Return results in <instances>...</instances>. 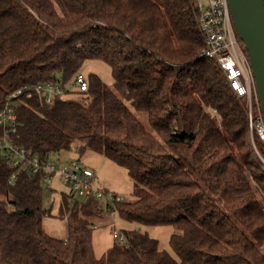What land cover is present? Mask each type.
<instances>
[{
  "label": "trees",
  "instance_id": "trees-1",
  "mask_svg": "<svg viewBox=\"0 0 264 264\" xmlns=\"http://www.w3.org/2000/svg\"><path fill=\"white\" fill-rule=\"evenodd\" d=\"M204 47L193 0H0V109L23 85L69 87L52 107L18 100L16 144L48 158L91 150L125 169L133 200L117 216L172 227L176 256L122 230L97 258L104 214L65 194L66 238L49 236L39 176L11 184L0 158V264H264V144ZM86 60L107 64L112 85L89 73L76 90Z\"/></svg>",
  "mask_w": 264,
  "mask_h": 264
},
{
  "label": "built area",
  "instance_id": "built-area-1",
  "mask_svg": "<svg viewBox=\"0 0 264 264\" xmlns=\"http://www.w3.org/2000/svg\"><path fill=\"white\" fill-rule=\"evenodd\" d=\"M198 11V25L204 38V50L201 56L212 59L223 72L234 94L246 104L248 127L251 137L255 133L264 144V118L255 90V81L246 51L243 49L233 28L227 0H206L203 6L199 0H193ZM72 86L79 92L87 90L84 75L77 74ZM69 87H62L59 82H47L37 85H23L8 96L0 109V158L5 159L10 170L9 182L14 184L21 175H38L44 190H53L52 181L57 185L67 186L69 191L80 199L97 202V212L107 217L117 215L115 205L125 201L110 191H101L94 184V171L79 160L58 162L30 148L15 142L18 100L25 96L39 97L42 102L52 107ZM115 224V222H113ZM97 226L96 223L93 224ZM112 238L120 243L124 236L111 229Z\"/></svg>",
  "mask_w": 264,
  "mask_h": 264
},
{
  "label": "rangeland",
  "instance_id": "rangeland-1",
  "mask_svg": "<svg viewBox=\"0 0 264 264\" xmlns=\"http://www.w3.org/2000/svg\"><path fill=\"white\" fill-rule=\"evenodd\" d=\"M199 1L203 6L207 5L206 0ZM242 46L245 50L243 44ZM80 73L84 76L89 73L95 74L107 86H111L113 83L110 69L108 65L102 61L86 60L80 69ZM139 117L143 120V115H140ZM50 157L58 162L78 159L94 171V184L101 191H110L121 197L125 202L133 200V181L127 175L126 170L112 163L104 156L91 150H85L84 153L79 155L73 149L71 152H61ZM56 181L57 179L52 181L53 190L51 192L44 190L43 187V206L45 209L50 210V215L43 218L42 227L49 236L57 239H65L67 235V224L66 217L60 215L62 202L61 195L65 194L67 196L69 206L75 201L81 202L82 199L73 195L67 186L61 183L57 185ZM101 218L102 219L97 220L98 227L92 230L93 251L97 258L101 257V255L115 241L111 234V229L114 228L116 231L135 230L142 233L146 232L150 237L158 241L160 250L166 251L176 259V256L170 249L168 243L169 237L175 233V230L172 227H142L134 224H127L121 221L117 215L111 218L102 215ZM113 222H115V224Z\"/></svg>",
  "mask_w": 264,
  "mask_h": 264
},
{
  "label": "water",
  "instance_id": "water-1",
  "mask_svg": "<svg viewBox=\"0 0 264 264\" xmlns=\"http://www.w3.org/2000/svg\"><path fill=\"white\" fill-rule=\"evenodd\" d=\"M237 37L243 43L264 118V0H227Z\"/></svg>",
  "mask_w": 264,
  "mask_h": 264
}]
</instances>
